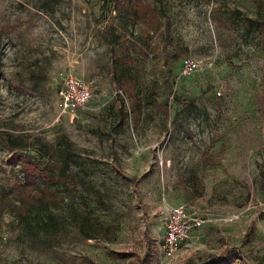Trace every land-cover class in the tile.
<instances>
[{"label": "rangeland", "instance_id": "1", "mask_svg": "<svg viewBox=\"0 0 264 264\" xmlns=\"http://www.w3.org/2000/svg\"><path fill=\"white\" fill-rule=\"evenodd\" d=\"M249 20L264 0H0V264H264ZM68 73L94 92L76 119L56 104ZM178 206L201 225L169 257Z\"/></svg>", "mask_w": 264, "mask_h": 264}, {"label": "built area", "instance_id": "2", "mask_svg": "<svg viewBox=\"0 0 264 264\" xmlns=\"http://www.w3.org/2000/svg\"><path fill=\"white\" fill-rule=\"evenodd\" d=\"M201 70L200 63L187 57L181 63L184 76H191ZM57 109L60 115L76 119L94 98L92 85L86 80L72 74H64L56 81ZM201 225L198 219L192 218L184 206L169 210L165 218V234L162 248L169 257L175 256L183 244L190 239L192 229Z\"/></svg>", "mask_w": 264, "mask_h": 264}, {"label": "trees", "instance_id": "3", "mask_svg": "<svg viewBox=\"0 0 264 264\" xmlns=\"http://www.w3.org/2000/svg\"><path fill=\"white\" fill-rule=\"evenodd\" d=\"M131 3L136 4V0H131ZM249 25L251 28V31L255 30L256 28H261L264 26V21H255V20H249ZM231 253V250L225 251L221 256L216 257L213 259V262L217 263L224 259V257L228 256Z\"/></svg>", "mask_w": 264, "mask_h": 264}]
</instances>
